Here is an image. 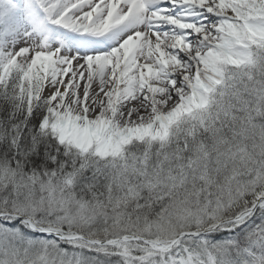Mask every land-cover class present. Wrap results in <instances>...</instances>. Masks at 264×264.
<instances>
[{"label":"snow or ice","instance_id":"obj_1","mask_svg":"<svg viewBox=\"0 0 264 264\" xmlns=\"http://www.w3.org/2000/svg\"><path fill=\"white\" fill-rule=\"evenodd\" d=\"M0 264H264V0H0Z\"/></svg>","mask_w":264,"mask_h":264}]
</instances>
